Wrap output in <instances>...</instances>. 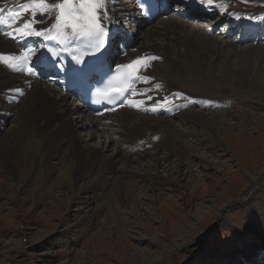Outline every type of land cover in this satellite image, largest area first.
I'll list each match as a JSON object with an SVG mask.
<instances>
[{
    "label": "bare ground",
    "instance_id": "1",
    "mask_svg": "<svg viewBox=\"0 0 264 264\" xmlns=\"http://www.w3.org/2000/svg\"><path fill=\"white\" fill-rule=\"evenodd\" d=\"M62 2L63 0H55L57 5ZM178 2L181 3L180 0ZM182 2H192L191 6L207 12L206 17L218 14L214 21L223 20L220 27H225L226 31L220 34L211 29L210 25L204 26L201 20L183 18L182 14L188 11L184 7L179 10L180 17L171 12V15L165 14L159 21L148 25L141 18L135 0H106L104 11H111L103 18L104 27H116L117 32L129 31L133 35L135 45L137 41H141L138 49L130 47L121 61L131 64L132 61L141 59L148 65L144 72L148 80L141 83V91L133 107L128 106L105 117H94L79 103L70 104L73 94H65L51 85L42 87V81L24 74L25 64L33 63L37 55L36 51L29 61H24V54L29 52V49L25 48L28 41H39L34 43L39 50L42 48L40 42L53 37L55 31L61 27V21L55 19L59 15V9L53 7L52 0H45L44 5L33 4L32 0H0V9L3 10L0 12V21L8 14L12 19L9 31L5 32L0 28V56L10 58L0 60V171H5V175L17 180L23 187L30 183L38 169L43 170L45 183L50 182L54 173L59 172L61 177L68 176L66 182L70 184L74 198L79 197L81 191L77 185L81 182L84 183L82 192L92 194L93 197L99 192L104 193L112 189L115 190L113 192L116 197H122L118 209L124 212L122 206L134 204L133 199L126 198H130V188L129 192L126 191V185L123 183L126 178H135L151 187H154L152 182L156 181L155 178L165 180L161 185H168V182L171 185L177 184V178L185 165L184 160L182 162L184 157L176 158L172 164L171 158L176 152L174 149L180 146L177 141L181 136H193L194 140L210 138L217 143V148L226 151L227 148L222 145L214 132L215 129L212 128L216 126L214 123L218 126H228V121L224 120L226 115H223L221 122L215 120L217 116L211 115L210 111L218 105L210 101L212 98H206L208 96L203 95L201 88L212 84L241 88L249 92L247 102L253 104L258 96L264 98V86L259 80L263 77L260 73H264V40L258 45L254 43L251 46L239 47L242 44L239 35L251 34V29L247 27L252 28L264 21V0H213L211 5L202 6L200 0ZM25 5H28L27 10ZM19 7L21 11L18 16L10 15L18 13L16 8ZM224 15L230 17V20L222 18ZM25 23H29L28 29L24 28ZM16 29L21 31L17 32ZM261 29L262 26H258L255 35H258ZM27 31L33 34L20 38L21 33ZM36 31L41 35L36 36ZM214 32L216 34L212 35ZM123 39L124 34H119L115 40ZM125 41L128 46V41ZM257 41L258 38H255V42ZM114 48L116 50L115 45ZM152 57L157 59L153 60ZM118 63L119 60L115 62ZM138 66L143 67V64L135 66L136 69ZM166 99L171 105L168 109L162 108ZM196 108L200 110L195 111ZM239 113L242 114L244 123H247L243 110ZM170 116H176V119L184 118L183 121L188 122L189 127L173 124L175 119ZM177 121L179 120H175ZM3 122L6 125L3 126ZM10 123L12 128L7 129ZM85 127L94 129L96 134L102 131L101 134L108 137L107 140L115 143V148H118L116 156L104 155L107 144H103L105 149L102 151L90 146L86 140L79 139L77 132ZM191 128L194 132L184 135L185 129ZM144 133L145 136L141 137ZM160 133L172 143H153L156 137H160ZM149 136L152 138L149 139ZM115 137L120 138L122 142L127 141L128 147L125 148L128 150H125H130L131 155L122 154L123 147L118 146L119 142L115 141ZM137 140H145V144H150L152 148L155 146V153L152 155L141 151L134 152L140 146L136 143ZM20 152L23 154V160L18 161L17 154ZM121 154L124 155L123 158H118ZM20 162L27 169L26 175L21 178L14 171L15 164ZM166 164L175 165V171L172 170L177 176L175 181L170 180L169 176L160 177L158 174L157 170H161ZM59 166L64 167V171L60 172L57 169ZM57 185L58 189L64 186L63 183ZM82 211L79 209V212ZM93 213L97 214L98 211ZM93 217L90 213L84 216L90 221ZM80 223L78 224L81 225ZM78 224L76 222L75 225ZM256 232L261 233L260 230Z\"/></svg>",
    "mask_w": 264,
    "mask_h": 264
},
{
    "label": "rangeland",
    "instance_id": "2",
    "mask_svg": "<svg viewBox=\"0 0 264 264\" xmlns=\"http://www.w3.org/2000/svg\"><path fill=\"white\" fill-rule=\"evenodd\" d=\"M140 44L137 41L134 48L138 49ZM251 44L244 42L239 47ZM260 75L264 86V73ZM201 90L218 105L210 111L217 116L215 120L220 121L226 115L228 126L214 123L216 126L212 127L226 151L217 148L210 138L194 140L193 136H181L177 141L180 146L174 149L171 158L172 164L176 158L184 157L180 176L174 175V164L157 170L160 177L169 176L174 181L177 178L178 186L169 182L161 185L165 180L155 178L151 187L128 177L123 183L132 194L128 191L125 195L128 193L130 198H126L133 199L134 204L122 206L124 212L118 209L122 197H116L111 188L93 197L82 192L81 182L77 185L81 191L79 197L74 198L66 182L68 176L61 177L59 172L45 183L44 172L38 169L23 187L0 171V264H262L264 98L258 96L254 99L256 103H249V92L226 85H205ZM76 103L71 96L70 104ZM240 110L247 123L241 119ZM175 117L179 121L173 120V124L189 127L184 118ZM11 128L12 123L7 129ZM90 130L79 129L77 136L102 151L103 144H107L104 155L116 156L115 143L107 140L102 131L96 134L94 129ZM185 131L184 135L194 132L192 128ZM159 138L153 143H172L162 133ZM115 141L123 147L122 154L131 155L125 148L127 141L116 137ZM144 141L137 140L140 146L134 152L153 155L155 146L152 148ZM122 154L118 158H123ZM22 155L17 154L18 161L23 160ZM15 166L20 178L26 175L27 169L21 162ZM57 169L64 171L62 166ZM62 183L64 186L58 189L57 184ZM87 213L94 215L92 221L84 218ZM76 222L82 223L75 225Z\"/></svg>",
    "mask_w": 264,
    "mask_h": 264
},
{
    "label": "snow or ice",
    "instance_id": "3",
    "mask_svg": "<svg viewBox=\"0 0 264 264\" xmlns=\"http://www.w3.org/2000/svg\"><path fill=\"white\" fill-rule=\"evenodd\" d=\"M202 4L205 5H211L213 3V0H200ZM33 4L37 5H44L45 0H32ZM74 0H63V2L59 5L55 3V0H52L53 7H56L59 9V15L55 17L57 21L61 20L62 18H71V19H77L81 18L80 13H82V18L86 21V24L83 26L85 31L84 34L88 35L89 37H99V36H111V29L105 28L103 25V18L108 14V11H111V9H108V11H104V6L106 3V0H79V7H73ZM86 5H89L91 7H85ZM25 10H27L28 5L24 6ZM3 10L0 9V12ZM12 16H18L19 13H10ZM35 15V13H33ZM239 18V17H237ZM30 27L29 23L24 24V28L28 29ZM73 28L76 27L75 24L72 25ZM17 32H20V29H16ZM33 33L31 31L22 32L20 38H25L27 36L32 35ZM36 36H40L41 33L39 31L35 32ZM10 58H5L4 56H0V60H7ZM151 59H157L156 57H152ZM143 61L141 59H137L131 62L129 67H134L137 65H140ZM34 70V69H32Z\"/></svg>",
    "mask_w": 264,
    "mask_h": 264
}]
</instances>
